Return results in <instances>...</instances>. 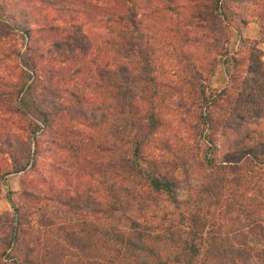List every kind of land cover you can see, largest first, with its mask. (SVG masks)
Here are the masks:
<instances>
[{"label": "rangeland", "instance_id": "1", "mask_svg": "<svg viewBox=\"0 0 264 264\" xmlns=\"http://www.w3.org/2000/svg\"><path fill=\"white\" fill-rule=\"evenodd\" d=\"M85 1L93 4V8L86 9L80 0H71L72 10L63 12L62 0H0V214L10 212V198L13 203H28L32 209L42 206L54 222L73 221L77 217L71 214L70 208L58 202L67 199L79 204L75 212L85 221L96 222L92 208L97 202L102 203L113 194L139 190L148 204L143 209L147 221L155 224L163 214L172 213L174 217L176 209L164 194L144 192L143 185L129 182V172L119 163V152L111 147L117 109L109 101L110 91L94 84V81L104 84L97 69L105 66L111 70L112 55L123 57L126 53L128 57L130 54L126 60L128 72L138 60L129 52L127 40L113 39L102 26L98 8L111 7V2ZM207 1L195 0L197 7L187 13L196 17L192 32L196 36L202 34V38L186 43L183 48L194 54L191 60L199 66L214 58L212 72L203 70L200 78L195 79L206 96L214 97L209 104L214 127L208 155L216 165L226 159H237L240 170L210 171L198 163L202 151L191 147L186 130L190 120L186 118L184 123L177 115L186 108L190 114L194 107L186 100H183L185 110L174 104L178 96H184L181 88L186 89V84L181 82L186 57L178 51V39L169 37L174 16L167 11L158 12V22H155L160 25L152 31L149 41L154 56L159 57L156 69L159 79L168 88L158 99L162 102L159 111L164 118L163 125L150 140L147 150L165 167L173 169L177 180L174 196L179 209L210 208L214 201L230 200L242 205L259 202L254 207V216H259L264 224V0H228L233 14L226 26L225 21L208 14L204 7ZM173 2L177 3L174 11L177 10L181 27L180 21L187 16L186 9L191 2L173 0L169 4ZM165 3L150 0L153 6ZM21 22L28 28L30 40L19 32ZM68 22L79 24L77 33L67 29ZM76 66L79 73L69 79ZM20 75L21 81H31L34 103L26 109L29 116L40 120L39 112L46 115V124L40 125L34 143L28 137L32 126V123L27 126L29 116L21 114L12 97L6 95L12 84L20 80ZM80 80L85 81L83 86ZM70 88H76L78 95V104L74 107H71ZM66 104L70 107L65 112L62 108ZM236 146L238 149L234 152ZM248 148L258 156L255 160L258 162L244 160L242 152ZM32 149H35L33 164L12 172L14 164ZM220 175L223 180L218 181L223 184V191L215 194V187L207 189L205 183L210 179L215 181ZM234 176L243 186L234 187L228 182ZM232 188L237 192L231 197L226 193ZM24 191L37 197L24 196ZM246 222L238 215L234 223L226 220L224 229L229 230L236 223L244 226ZM246 239L256 249L263 246L259 234H246ZM261 260L264 259H255V264Z\"/></svg>", "mask_w": 264, "mask_h": 264}, {"label": "trees", "instance_id": "2", "mask_svg": "<svg viewBox=\"0 0 264 264\" xmlns=\"http://www.w3.org/2000/svg\"><path fill=\"white\" fill-rule=\"evenodd\" d=\"M108 1L111 2V7L98 8L103 28L113 39L127 40L129 52L138 60L128 72L126 60L130 54L128 57L126 53L123 57L114 54V67L111 70L105 66L97 69V75L104 79V84L96 81L94 84L110 91L109 101H113V107L117 109L118 118H115L111 147L119 152L117 157L121 168L129 172V182L135 186L143 185L144 192L164 194L176 209L174 217H171L172 213L163 214L159 222H148L143 211L148 204L144 202V193L139 190L123 195L113 194L104 198L102 203L97 202L92 208L96 222L85 221L75 212L79 204L67 199H59L58 202L70 208L71 214L77 218L74 217L73 221L54 222L45 214L42 206L32 209L28 203H13L8 198L10 212L0 214V264H255V259H264V224L259 216H254V207H258L259 202L256 204L251 201L242 205L230 200L214 201L209 205L210 208L190 206L179 209L174 196L177 180L172 174L173 169L165 167L157 156L147 150L150 140L163 125L164 118L159 111L162 102H158V99L163 97V90L168 88V84L159 79L156 70L159 57L154 56V48L149 41L153 36L152 31L157 30L160 25L155 22L158 12L167 11L174 16L171 24L172 34L169 37L178 39V51L186 57V70L181 74V82L186 84V89L181 88L184 96H178L174 104L184 107L183 100H186L187 104L191 103L194 107L190 114L186 108V111L178 112L177 115L179 121L184 123L186 118L190 120L186 123V130L191 137V147L200 148L202 151L198 163L210 171L240 170L237 159H226L216 165L208 155L212 147L211 134L214 127L209 104L214 97L206 96L195 79L200 78L203 70L212 72L214 58L206 60L205 66H199L191 60L194 54L183 48L186 43L197 42L203 36L193 34L192 25L197 19L191 14L187 15L198 3L194 4L195 0H188L191 5L187 6V16L184 15L183 21H180V27L177 10L174 11L177 3L169 4L173 0H164L166 3L163 6L150 5V0L105 2ZM70 2L71 0H62L63 12L72 10V7H69ZM80 4L89 10L93 8V4L85 0H80ZM204 7L212 18L217 17L220 21H225V26L228 25V19L233 14L228 0H208ZM145 17L147 21H144ZM78 25L68 22L67 29L75 30ZM19 27L23 37L30 40L31 36L25 23L21 22ZM77 32L78 30H75V33ZM26 47L29 48V44ZM31 69H34L33 65ZM74 73H79V67L74 68L69 79ZM21 77L20 75L17 83L12 84L6 95L12 97L21 114L29 116L30 113L26 109L30 103H34L31 81L26 83L21 81ZM80 84L83 86L85 81L80 80ZM115 86L118 88H114ZM75 90L76 88H70L69 91L73 101L71 107L78 104ZM69 107L66 104L62 111L66 112ZM38 116L40 120L29 116L27 122V126L32 123L28 137L33 143L40 125L46 124L47 121L42 112H39ZM237 149L236 146L233 151L236 152ZM242 153L245 161L258 162L255 161L258 156L249 148ZM34 155L35 149L30 153L27 151L26 157L14 164L12 172H19L26 166H31ZM220 176L215 181L208 178L210 181L205 183L207 189L215 187V194L223 191V184L218 181L223 180L222 175ZM229 179L228 182L234 187L243 186L235 176ZM236 192L232 188V191L226 194L232 197ZM23 195L37 197L27 191H24ZM238 215L247 220L246 224L239 226L236 223L229 230L224 229L226 220L234 223ZM246 234H259L262 248L251 246L247 242ZM54 236L56 237L53 238ZM259 264H264V260Z\"/></svg>", "mask_w": 264, "mask_h": 264}]
</instances>
